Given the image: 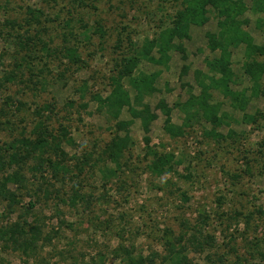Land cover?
<instances>
[{
    "label": "rangeland",
    "instance_id": "1",
    "mask_svg": "<svg viewBox=\"0 0 264 264\" xmlns=\"http://www.w3.org/2000/svg\"><path fill=\"white\" fill-rule=\"evenodd\" d=\"M242 1L244 29L264 45L261 0ZM182 6L0 0V264H133L131 258L151 253L167 264L174 250L186 256L183 264H264V77L245 112L214 92L230 115L217 138L205 134L210 124L184 126L175 106L191 87L198 91L196 70L207 73L206 59L216 56L206 37L218 31L213 13L183 41L185 59L173 50L166 66L144 61L138 69H161L145 102L157 115L153 150L174 153V171L156 175L140 119L133 120L134 145L121 168L103 152L116 126L96 96L109 93L123 58L169 26ZM256 59L264 62V55ZM244 62L242 45L233 49V88L250 96ZM162 100L183 134L165 131ZM121 119H132L127 108ZM41 133L52 135L50 146L28 156L24 143Z\"/></svg>",
    "mask_w": 264,
    "mask_h": 264
},
{
    "label": "trees",
    "instance_id": "2",
    "mask_svg": "<svg viewBox=\"0 0 264 264\" xmlns=\"http://www.w3.org/2000/svg\"><path fill=\"white\" fill-rule=\"evenodd\" d=\"M173 1H180L183 6L172 19L171 24L161 29L155 38L147 40L141 47H135L133 54L124 57L122 63L110 77L111 89L109 93L106 96H96L100 106L115 120L116 132L110 142L106 144L103 152L106 155L105 158L114 162L118 168H121L126 153L134 145V139L131 135L133 120L140 119L145 133V147L153 155L154 162L158 163L156 175L161 176L174 171L175 154L160 153L153 150L150 131L152 122L157 118V115L152 113L151 105L145 102L147 96L157 91L156 81L161 74V69L151 73L138 71V69L144 61L155 66H166L171 59L173 50L180 51L183 59H185L183 41L191 38V31L194 26L202 27L209 22L210 13H213L217 19L218 31L208 32L206 37L209 49L216 53V56L206 59L209 70L207 73L196 70L195 81L198 91L195 92L194 88L191 87L188 99L184 103L175 104L184 113V126L210 124L212 129L206 131L205 134L217 138L220 136L217 129L225 124L229 125L227 120L230 115L222 109L220 102L215 101L214 92L217 91L225 98L230 99L234 109L245 112L251 97L256 96L261 89L264 62H260L256 58L264 55V45L256 44L253 36L244 29V25L248 23L241 18L248 8L245 3L242 0ZM260 6L264 8V0L257 3V8ZM242 45L245 47L244 72L253 83L250 96L247 95L246 90L237 91L233 88L237 79L232 67L233 49ZM70 56L78 59L77 51L70 50ZM126 79L134 96L126 86ZM45 108H49V105ZM126 108L132 119L122 120L121 116ZM158 108L165 114L166 124L164 128L167 134L170 137L183 134V128H178L172 124V108L166 101H160ZM42 124L41 119L36 126L39 128ZM41 135H38L33 141L24 143L25 149L28 150L25 154L30 156L33 153L32 150L45 151L50 146L49 138L52 135ZM20 154L22 153L14 155ZM9 180L11 181V177H8L6 181L9 182ZM156 258L157 255L151 253L147 256L140 255L131 258V260H133V264H159ZM168 259L169 263L167 264H183L186 256L183 255L182 251L174 250Z\"/></svg>",
    "mask_w": 264,
    "mask_h": 264
},
{
    "label": "crops",
    "instance_id": "3",
    "mask_svg": "<svg viewBox=\"0 0 264 264\" xmlns=\"http://www.w3.org/2000/svg\"><path fill=\"white\" fill-rule=\"evenodd\" d=\"M192 30H193V28H192ZM191 36H192V31H191ZM195 90V89H194Z\"/></svg>",
    "mask_w": 264,
    "mask_h": 264
}]
</instances>
